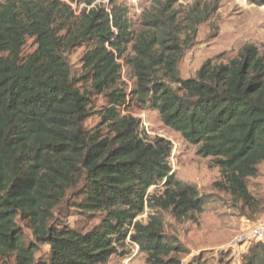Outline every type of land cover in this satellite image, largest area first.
I'll use <instances>...</instances> for the list:
<instances>
[{"label": "trees", "instance_id": "16d2710c", "mask_svg": "<svg viewBox=\"0 0 264 264\" xmlns=\"http://www.w3.org/2000/svg\"><path fill=\"white\" fill-rule=\"evenodd\" d=\"M151 3L135 31L119 0H0L2 264H107L127 239L146 264L179 263L162 215L193 219L205 200L171 173V144L142 137L135 108L210 158L232 199L252 201L247 181L264 164V56L245 46L181 79L183 51L214 9L195 1L180 18L171 2ZM81 47L75 78L68 56ZM124 70L129 96L119 89ZM93 96L105 103L95 112ZM92 115L99 123L89 131ZM64 204L96 223H59ZM146 209L153 214L143 224ZM38 245L48 247L45 260H35ZM242 264H264V240Z\"/></svg>", "mask_w": 264, "mask_h": 264}, {"label": "rangeland", "instance_id": "374dc122", "mask_svg": "<svg viewBox=\"0 0 264 264\" xmlns=\"http://www.w3.org/2000/svg\"><path fill=\"white\" fill-rule=\"evenodd\" d=\"M158 1L171 2L180 18L195 1H199L202 9H214L207 21L197 27L191 45L183 51L178 63L181 79L193 78L200 66L209 59H213L215 63L227 62L236 57L245 46L256 47L264 56V2L261 3V0ZM119 3L129 9L131 26L135 31L139 30L142 14L152 7L151 0H119ZM30 45L31 41H28L26 51L33 49ZM83 51V47L77 48L68 56L72 77L76 78L81 73L80 57ZM120 76L119 89L129 96L132 81L127 80L129 76L125 70ZM104 104L102 97L93 96L90 107L95 112ZM135 109L134 116L140 120L142 137L147 141L154 138L168 141L171 144V173L178 180L193 185L205 200L202 213L195 215L193 219L176 221L169 215H162L168 242L180 250L174 257L179 261L178 264H242L243 254L248 253L251 246L264 240V236L261 239H251L240 248L241 257H233L230 244L234 238L249 233L257 226L264 227V164H259L257 176L247 181L252 201L247 204L236 202L218 185L222 182L221 175L210 158L199 156L196 146L186 143L178 133L165 127L155 112ZM98 123V117L92 115L84 126L90 131ZM161 185L149 189L148 193L160 191ZM62 210L64 213L59 223L71 228H83L96 223L81 217L73 208L67 209L66 204ZM150 214L153 211L146 209L137 221L145 224ZM18 226L22 229L26 243H34L24 224L19 223ZM47 254L48 247L38 245L35 260H45ZM107 264H146V256L127 239Z\"/></svg>", "mask_w": 264, "mask_h": 264}, {"label": "built area", "instance_id": "2783aa9c", "mask_svg": "<svg viewBox=\"0 0 264 264\" xmlns=\"http://www.w3.org/2000/svg\"><path fill=\"white\" fill-rule=\"evenodd\" d=\"M264 236V227L257 226L253 228L249 233L243 234L234 238L232 243L230 244V249L232 251V255L235 258H240V248L248 243L251 239H261Z\"/></svg>", "mask_w": 264, "mask_h": 264}]
</instances>
